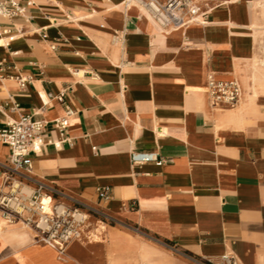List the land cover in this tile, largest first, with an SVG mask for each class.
<instances>
[{
	"label": "crops",
	"instance_id": "obj_1",
	"mask_svg": "<svg viewBox=\"0 0 264 264\" xmlns=\"http://www.w3.org/2000/svg\"><path fill=\"white\" fill-rule=\"evenodd\" d=\"M17 1L22 15L0 17V63L9 68L0 130L21 114L44 122L33 177L125 225H93L65 261L16 228L29 245L18 256L0 236V264H109L114 240L154 246L160 264H197L134 231L199 261L234 254L239 264H264V95L246 98L235 69L264 43V0H195L199 21L166 30L127 0ZM210 73L238 82L236 108L212 106ZM17 76L30 84L21 89ZM62 92L65 103L55 99ZM132 152H156L163 163L133 166ZM9 157L0 140V187ZM104 187L109 201L98 198Z\"/></svg>",
	"mask_w": 264,
	"mask_h": 264
},
{
	"label": "built area",
	"instance_id": "obj_2",
	"mask_svg": "<svg viewBox=\"0 0 264 264\" xmlns=\"http://www.w3.org/2000/svg\"><path fill=\"white\" fill-rule=\"evenodd\" d=\"M148 13L161 29L186 28L199 21L201 9L195 0H132ZM130 3V0H127ZM24 13L17 0H0V17L10 19ZM117 39V36L115 37ZM9 68L0 63V76ZM15 81L21 89L31 82L26 76H17ZM210 102L215 108H236L242 97V89L237 81H224L210 73L206 86ZM52 96H49L51 98ZM65 103V92L56 96ZM18 106H15L17 109ZM73 115L68 110L66 117L58 122L61 131L68 127V119ZM45 123L32 120L31 116L21 114L18 120H9L0 130V140L10 148V157L4 170L0 187V218L9 225H21L34 234L35 242L56 250L59 260L65 261L68 247L73 242L89 240L88 229L96 226L125 224L108 211L93 206L65 193L57 187L36 180L32 175V154L39 153L45 146L43 131ZM133 166L155 163L161 165L162 158L156 152H132ZM98 198L102 201L111 199L110 188H98ZM135 210L137 204H129ZM171 252L190 258L197 264H213L191 258L175 246L162 243ZM223 264H239L234 254L221 257Z\"/></svg>",
	"mask_w": 264,
	"mask_h": 264
},
{
	"label": "bare ground",
	"instance_id": "obj_3",
	"mask_svg": "<svg viewBox=\"0 0 264 264\" xmlns=\"http://www.w3.org/2000/svg\"><path fill=\"white\" fill-rule=\"evenodd\" d=\"M130 5H134L132 0H130ZM3 42L4 41H1L0 43ZM241 60L248 62V66L244 69L240 67ZM235 69L237 75H239L240 72L243 73V75L238 76V78H240L244 84L246 98H248L249 95L255 97L264 95V43L259 46L258 54L249 56V53H247L242 58L235 59ZM15 228L28 230L19 224L9 225L0 218V236L17 251L18 256H21L22 251H26L29 245V239L27 233L19 232L18 229ZM94 239L97 240V243L106 242L105 239L99 236H95ZM111 247L112 251L108 256L109 264H160V258L163 255V253L154 246L147 243H142L139 246V243L136 241L126 243L122 240L119 242L114 240L113 243H111Z\"/></svg>",
	"mask_w": 264,
	"mask_h": 264
},
{
	"label": "rangeland",
	"instance_id": "obj_4",
	"mask_svg": "<svg viewBox=\"0 0 264 264\" xmlns=\"http://www.w3.org/2000/svg\"><path fill=\"white\" fill-rule=\"evenodd\" d=\"M252 53H253V51L251 50H249V56H251L252 55ZM248 66V62L246 61L245 62V64H244V67H243V69L245 68V67H247ZM16 229V228H15ZM135 233H132L133 235H135L136 237H138V239L140 238V240L141 241H145V242H147L148 241V243L149 242H152V243H154V244H156V243H158V244H161L162 245V248L163 249H165V250H169L168 248H166L162 243H160L158 240H156L155 238H153V237H150V236H147L146 234H144L143 232H140V231H134ZM135 237V238H136ZM28 244H29V242H28ZM35 245V244H34ZM170 252V251H169ZM170 253H172V252H170Z\"/></svg>",
	"mask_w": 264,
	"mask_h": 264
}]
</instances>
